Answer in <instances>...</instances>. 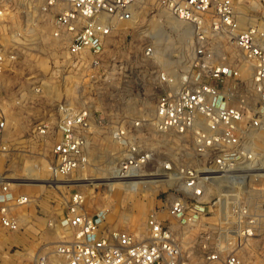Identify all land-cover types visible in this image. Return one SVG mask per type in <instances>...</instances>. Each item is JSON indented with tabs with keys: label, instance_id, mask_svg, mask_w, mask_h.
Returning <instances> with one entry per match:
<instances>
[{
	"label": "built area",
	"instance_id": "1",
	"mask_svg": "<svg viewBox=\"0 0 264 264\" xmlns=\"http://www.w3.org/2000/svg\"><path fill=\"white\" fill-rule=\"evenodd\" d=\"M41 1L55 12L50 36L65 44L48 58L51 72L64 71L72 92L74 71L97 66L108 36L119 23L136 22L142 0ZM255 1L263 7L257 13L238 11L234 0H152L154 21L170 18L186 52L160 61L152 111L110 128L120 149L109 176L125 186L152 185L160 204L140 229L116 227L104 211L88 213L85 194L74 189L61 221L69 235L38 253L34 264H264V0ZM20 28L0 32V79L18 58L28 32ZM225 42L233 44V55ZM156 51L151 41L144 52L156 58ZM40 84L32 89L41 91ZM103 125L88 106L61 100L54 120L33 127L47 157L39 154L26 169L45 166L50 180H66L88 163L91 135ZM5 129L3 118L0 138ZM165 133L177 137L179 151L155 160L143 138ZM29 201L28 193L4 182L1 227L16 230L12 208Z\"/></svg>",
	"mask_w": 264,
	"mask_h": 264
},
{
	"label": "rangeland",
	"instance_id": "2",
	"mask_svg": "<svg viewBox=\"0 0 264 264\" xmlns=\"http://www.w3.org/2000/svg\"><path fill=\"white\" fill-rule=\"evenodd\" d=\"M234 1L238 11L263 10L255 0ZM43 6L41 0H0V32L28 28L20 38L17 60L0 79V119L6 120L5 133L0 138V187L10 181L12 191L30 196L29 202L12 208L18 220L16 230L0 225V264H34L38 253L52 251L69 235L61 221L66 215L68 195L74 189L85 194L83 208L88 213L102 210L106 220L116 227L136 230L143 226L150 210L160 204L159 195L154 197L152 185L148 184L110 188L105 183L120 149L109 130L119 120L152 111L160 92L155 78L160 61L172 52H186V45L179 46L169 26L170 18L154 21L150 10L157 9V5L152 0H142L135 8L136 22L131 26L119 23L108 36L97 66L74 71V89L70 92L71 82L65 80V72L60 71V76L51 72L53 61L48 58L59 56L65 44L50 36L55 12ZM151 41L159 51L156 58L144 52ZM223 49L235 53L231 42H225ZM41 82L45 85L35 92L32 87ZM63 99L72 101L74 107L88 106L95 115L100 114L104 125L91 135L88 163L54 186V182L61 181L50 180L45 166L32 170L26 167H32L39 154L47 157L41 139L32 134L33 127L42 120H54L56 107ZM142 144L154 150L155 160L180 148L177 137L170 133L143 138ZM155 165L153 161L148 168ZM25 172L31 174L24 176ZM34 176L38 179L29 178ZM40 179L46 184L39 185Z\"/></svg>",
	"mask_w": 264,
	"mask_h": 264
},
{
	"label": "bare ground",
	"instance_id": "3",
	"mask_svg": "<svg viewBox=\"0 0 264 264\" xmlns=\"http://www.w3.org/2000/svg\"><path fill=\"white\" fill-rule=\"evenodd\" d=\"M107 182H105V183H107V184H109V187L110 188H114L115 186H121L122 188H125L126 186H125V183H123V181H120L118 178H114L112 175L111 176H108L107 178ZM58 181H61L60 183H56V182H54L55 183V185L57 184V185H59V184H61L62 183V181L63 180H58ZM65 181V180H64ZM67 181V180H66ZM37 182H39V185H45L46 183H45V180H42V179H40L39 181H37ZM54 185V184H53Z\"/></svg>",
	"mask_w": 264,
	"mask_h": 264
}]
</instances>
